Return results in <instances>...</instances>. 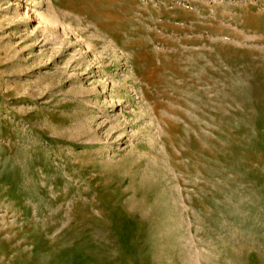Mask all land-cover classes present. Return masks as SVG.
<instances>
[{
	"label": "rangeland",
	"instance_id": "rangeland-1",
	"mask_svg": "<svg viewBox=\"0 0 264 264\" xmlns=\"http://www.w3.org/2000/svg\"><path fill=\"white\" fill-rule=\"evenodd\" d=\"M0 264H264V0H0Z\"/></svg>",
	"mask_w": 264,
	"mask_h": 264
},
{
	"label": "bare ground",
	"instance_id": "bare-ground-1",
	"mask_svg": "<svg viewBox=\"0 0 264 264\" xmlns=\"http://www.w3.org/2000/svg\"><path fill=\"white\" fill-rule=\"evenodd\" d=\"M125 44V43H124Z\"/></svg>",
	"mask_w": 264,
	"mask_h": 264
}]
</instances>
